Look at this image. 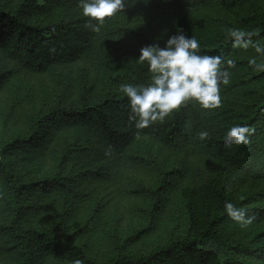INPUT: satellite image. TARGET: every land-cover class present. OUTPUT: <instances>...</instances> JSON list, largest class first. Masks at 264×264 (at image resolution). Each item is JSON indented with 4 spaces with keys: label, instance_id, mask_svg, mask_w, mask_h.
<instances>
[{
    "label": "rangeland",
    "instance_id": "rangeland-1",
    "mask_svg": "<svg viewBox=\"0 0 264 264\" xmlns=\"http://www.w3.org/2000/svg\"><path fill=\"white\" fill-rule=\"evenodd\" d=\"M75 1L0 0V7L17 12L23 21L45 31L77 24L81 12L72 6ZM161 1L151 0L155 3L151 10L150 6L138 4L120 16L139 46L165 47L171 36L179 34L211 41L226 34L227 29L254 27L250 22L237 21L234 10L254 14L264 23V0H225L223 5L213 1L197 7L192 6L196 3L193 0H185L178 6ZM253 45L264 47V37ZM254 56H258L255 47L234 48L232 44L221 56L225 62L235 61V67L228 69L230 83L220 86L223 104L236 106L235 101L244 99L250 93L248 90L255 94L261 88L264 76L244 78L256 72L248 63ZM113 72L110 65L94 63L87 55L70 62L62 57L54 59L41 70L24 67L0 47V145L15 135L26 139L7 157L23 180L39 181L22 194L23 202L29 206L22 222L37 226L54 224L59 235L98 258L111 252L115 236L136 228L139 231L128 246L141 251L169 234H194L210 221L223 234L264 245L263 177L249 176L227 162L193 156L152 139L136 140L134 146L141 154L153 157L160 170L150 166H119L112 174L107 147L95 130L81 125H54L53 118H57L60 108L92 104L105 95L113 98L123 95L120 86L127 83L113 76ZM192 103L199 107L198 103ZM34 116L43 118L41 126L44 131L51 130L53 144L51 140L39 144L37 136L31 137ZM42 177L51 178L41 182ZM140 184L154 191L137 190ZM227 202L245 210V219L251 218L252 222L241 227L228 215ZM59 216L61 219L57 221ZM2 217L0 208V220ZM2 244L5 240L0 235ZM34 253V264L79 261L45 249L39 243ZM2 257L5 258L3 253ZM246 259L264 264V259Z\"/></svg>",
    "mask_w": 264,
    "mask_h": 264
},
{
    "label": "trees",
    "instance_id": "trees-1",
    "mask_svg": "<svg viewBox=\"0 0 264 264\" xmlns=\"http://www.w3.org/2000/svg\"><path fill=\"white\" fill-rule=\"evenodd\" d=\"M185 0H162L178 6ZM192 1V0H190ZM195 1L196 3L192 4ZM193 7L225 0H193ZM180 3V4H179ZM152 8L151 0H125V10L136 5ZM73 7L80 10L78 23H72L64 29L41 30L37 25L23 21L15 11L0 7V47H3L10 58L24 67H35L39 70L47 67L54 59L66 58L68 62L85 57H92V62H104L113 69L117 76L127 84L146 85L151 81L147 62L140 63V49L143 46L133 42L130 29L121 23L118 12L107 19L99 32H93L85 25L88 17L83 15L79 0ZM236 20L250 22L254 27L241 28L245 31L258 32L252 37V44L264 37V23L254 14H244L238 10L233 13ZM127 30V31H126ZM133 33V32H132ZM38 40H37V39ZM200 54L220 55L227 53L233 41L227 34H220L211 41H200ZM162 47L161 45H159ZM163 48V47H162ZM263 77L264 71L251 73L244 78ZM236 106L222 103L220 108L204 110L190 102L179 111L173 112L163 122L137 129L135 122L129 120L131 114L128 97L99 98L92 104L76 108H60L54 125H81L96 131L98 138L107 147L106 155L110 161L109 171L113 174L119 166L159 168L153 157L141 154L134 142L139 139H152L161 145L187 152L193 156L210 157L232 164L247 175L264 178V83L260 89L248 90ZM31 137L37 136L39 144H52L55 138L51 130L44 131L42 117L34 116ZM235 125L248 126L254 131L249 135V143L243 145H225L227 131ZM190 126V127H189ZM207 131L209 136L199 139V133ZM26 139L12 136L0 145V189L1 210L0 235L5 244L0 245V264H34L35 245L67 257L78 259L81 264H253L246 259L254 257L264 259V245L249 244L241 239L232 238L219 232L212 221L207 222L194 234H169L164 240L154 242L139 251L128 246L130 239L139 231L138 228L123 236H115L111 243V252L102 258L87 254L83 248L68 237L59 235L55 225L37 226L24 224L22 217L29 208L22 200L25 189L34 187L39 181L23 180L13 169L8 159L13 148ZM42 143V144H43ZM46 146V145H44ZM58 146V145H57ZM64 150V149H63ZM120 169V168H119ZM51 178V177H50ZM42 177L41 182L47 181ZM56 181L58 177L55 178ZM137 190L154 191V188L140 184ZM35 207V206H33ZM60 216L56 219L60 221ZM57 223V222H56ZM55 223V224H56Z\"/></svg>",
    "mask_w": 264,
    "mask_h": 264
},
{
    "label": "clouds",
    "instance_id": "clouds-1",
    "mask_svg": "<svg viewBox=\"0 0 264 264\" xmlns=\"http://www.w3.org/2000/svg\"><path fill=\"white\" fill-rule=\"evenodd\" d=\"M79 6L89 21L96 22H89L85 27L99 32L107 19L123 12L125 0H79ZM226 34L232 38L234 48L255 47L258 56L251 57L248 63L255 71H264V47L252 44V37L258 32L227 29ZM140 53L139 62H147L152 74L150 83L120 86V91L129 99V120L135 122L137 129L163 122L190 102L198 103L204 110L222 106L220 86L230 83L231 73L228 69L235 67L234 60L225 62L220 55L200 54L199 41L184 34L171 36L163 48L157 44L144 46ZM253 131L248 126H232L226 133L225 145L247 144ZM198 135L199 139L204 140L209 133L201 131ZM225 209L241 227H247L252 222L251 218L245 219V210L236 208L231 202L225 204Z\"/></svg>",
    "mask_w": 264,
    "mask_h": 264
}]
</instances>
